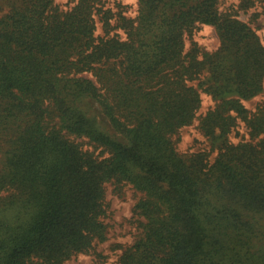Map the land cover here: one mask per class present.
<instances>
[{"label":"trees","instance_id":"16d2710c","mask_svg":"<svg viewBox=\"0 0 264 264\" xmlns=\"http://www.w3.org/2000/svg\"><path fill=\"white\" fill-rule=\"evenodd\" d=\"M222 1L0 0V264L103 257L109 185L136 195L119 264H264V0Z\"/></svg>","mask_w":264,"mask_h":264},{"label":"rangeland","instance_id":"374dc122","mask_svg":"<svg viewBox=\"0 0 264 264\" xmlns=\"http://www.w3.org/2000/svg\"><path fill=\"white\" fill-rule=\"evenodd\" d=\"M57 3L67 7L68 5L75 3L76 0H56ZM112 3L118 0H110ZM124 6L128 15H134L138 9V0H119ZM240 0H223L221 8L223 10L228 9L234 4H239ZM261 8H258L260 10ZM256 10V6H253L248 10L247 13L242 12V18L244 20H251L252 12ZM7 12V9L0 11V15ZM252 25L257 28L258 33L264 40V16L254 20ZM198 44L208 51H214L220 46L221 40L217 28L214 25L202 24L188 40V47L191 48ZM203 105L199 113H204L211 105L215 103V100L208 95L203 93ZM264 100V92L259 94L250 100H245V104L252 109H255L257 104ZM199 119L193 124L186 126L182 129V140L179 144L181 151H194L209 147L208 139L202 134L199 127ZM247 136V128L241 122L238 127V131L231 134V139L238 141L240 138ZM108 198L111 202V208L113 215L109 219L111 224L109 228V239L98 246V251L104 256L99 257L96 254H78L73 256L65 264H119V256L121 255L124 248L131 245L136 238L138 229L133 223V207L136 202V195L133 189L128 188L122 195L114 194L113 188L109 185Z\"/></svg>","mask_w":264,"mask_h":264}]
</instances>
